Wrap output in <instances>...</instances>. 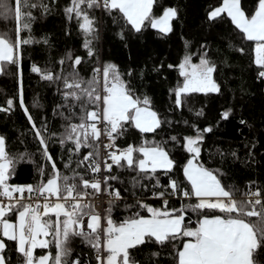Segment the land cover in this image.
Segmentation results:
<instances>
[{"label": "snow or ice", "instance_id": "6c2138e0", "mask_svg": "<svg viewBox=\"0 0 264 264\" xmlns=\"http://www.w3.org/2000/svg\"><path fill=\"white\" fill-rule=\"evenodd\" d=\"M13 4L10 9L7 0H0V12H14L17 22L14 41L6 33H0V71L4 63L17 64L20 46L32 43L31 39H22L20 33L29 29L32 19V13L26 9L37 5L30 0H13ZM85 4L88 8L103 7L109 12H118L126 26L137 33L150 26L166 35L173 30L172 21L178 16L174 7H165L162 14L154 15L157 0H70L65 11L80 19L79 26L86 34L94 31V21L81 7ZM225 14L242 39L252 43V63L258 69L257 78L264 80V0H256L250 12L242 7L241 0H222L220 6H210L207 18L209 21L222 20ZM84 47L91 57L94 53L90 41L86 40ZM201 48L204 51L198 63L193 62V54L187 53L177 65H168L175 68L182 78V82L171 90L177 108L183 106L184 98L190 94L207 95L221 91L214 77L217 65L208 57L205 46L201 45ZM238 51L243 53L245 49L241 47ZM67 59L72 60L73 71L66 77L54 76L51 71L37 65L31 68L42 79L62 80L64 100L74 102L67 106L79 107V122L67 125L61 134L60 144L70 141L74 144L73 150L79 152L81 148L96 146L103 136L108 140L104 147L111 149L105 153V170L111 171L115 165L128 167L145 176L155 175L158 170H163L166 175L170 173L175 161L163 143L144 141L139 146L129 144L124 148L116 144L127 124L145 134L155 133L161 127L162 121L151 107V100L147 96H136L115 64L93 68L92 77L85 80L76 71L82 58L77 56L73 59L69 54ZM60 63L63 64L64 60ZM19 102L32 123L52 172L46 181L42 179L35 185L10 184L15 159L6 151V140L0 136V264H9L5 240L15 242V251L22 257V264H69L66 258L71 251L68 247L71 237H82L96 250V264H138L131 250L148 241L159 246L172 244L174 264H255L259 248L264 247V201L261 199L264 193L256 188L238 200L235 198L236 190L222 184L218 171L214 172L200 163L203 133L210 132L211 128L199 129L193 125L195 135L183 137L182 147L189 158L182 171L190 187L182 188L175 179H170L165 191L153 193L163 200L161 208L137 201L135 206L126 207L143 209L147 215L133 211L130 216L117 221L113 219L112 211L116 201L122 199L121 193L108 184L116 177L95 178V174L101 172V163L95 159L100 156L99 150L88 152L78 165L89 162L87 168L93 174L91 178L77 172L72 176L62 175L48 151L41 129L36 127L24 106L22 85ZM6 105L0 106V111H10L14 106L13 99H8ZM229 114L230 110L222 112V119H227ZM197 115H202V112H197ZM170 140L178 141V138L172 136ZM136 153H139L138 157ZM40 171L44 176L43 169ZM159 183L157 179L156 184ZM102 184L106 186L103 189ZM102 191L110 197L109 206L97 210L92 198ZM166 195L195 198L196 203L169 208ZM189 211L199 214L195 227L185 223ZM216 212L220 214H214ZM13 214L15 222L9 219ZM251 217L256 218L255 223L249 221ZM178 240L179 247L175 244ZM53 244L56 249L54 255L52 252L36 255L37 249H49ZM72 264H79V261Z\"/></svg>", "mask_w": 264, "mask_h": 264}, {"label": "trees", "instance_id": "16d2710c", "mask_svg": "<svg viewBox=\"0 0 264 264\" xmlns=\"http://www.w3.org/2000/svg\"><path fill=\"white\" fill-rule=\"evenodd\" d=\"M241 2L242 7L250 12L256 0ZM7 3L10 9L14 7L13 0H7ZM30 3L37 7L26 9L32 13V19L29 29L20 36L31 39L32 43L20 46L17 64L4 63L0 71V106L7 107L8 99L14 101L10 111H0V136L6 140V151L15 159L10 184L35 185L42 179L46 181L52 172L32 123L20 105L21 85L24 106L36 127L41 129L60 173L72 176L77 172L86 178L93 176L87 168L89 162L78 165L88 152L99 150L98 142L96 146L81 148L79 152L73 150L72 142L66 141L63 145L59 142L67 125L79 122V107L67 106L74 102L64 100L62 80H45L31 71L32 66L37 65L54 76L66 77L73 71L72 60L67 59L70 54L73 59L82 58L76 71L85 80L92 77L95 67L107 63L117 65L133 93L141 98L147 96L151 107L158 113L162 124L155 133H140L127 124L124 134L117 139V146L124 148L129 144L139 146L144 141L161 142L175 161L174 169L167 175L158 170L155 175L145 176L128 167L114 165L108 175L116 179L109 180L108 184L112 189H119L122 199L113 206V219L119 221L133 211L147 215L143 209L126 207L135 206L137 201L161 208L163 200L153 193L165 191L170 179H175L182 188L190 187L182 171L189 158L182 143L183 137L195 135L193 125L199 129L211 128L210 132L203 133L199 161L204 167L218 171L222 184L236 190V199H244V193L256 188L264 193V80L257 78L258 69L252 63V43L242 39L226 14L222 20H208L210 6H220L222 0H157L154 15L162 14L165 7H174L178 11L177 18L172 21L173 30L166 35L150 26L137 33L126 26L118 12H109L103 7L88 8L85 4L81 7L94 21V31L86 34L79 26L80 19L65 11L70 0H30ZM16 26L14 12H0V33H6L14 41ZM86 40L90 41L94 53L91 57L84 47ZM201 45L217 65L214 77L221 91L207 95L190 94L184 98L183 106L177 108L171 90L182 82V78L168 65H177L187 53L193 54V62L198 63L204 51ZM241 47L245 52L238 51ZM61 60H64L63 64ZM228 110L229 117L222 119L221 113ZM197 112L202 115L198 116ZM172 136L178 141L170 140ZM135 155L138 157L139 153ZM41 169L44 176H41ZM165 198L169 201V208L196 203L195 198L179 195H166ZM261 199L264 201V195ZM198 218L199 214L189 211L185 223L195 227ZM9 219L15 220V214ZM248 219L253 223L256 221L255 217ZM5 242L9 264H22V257L15 251V242ZM175 244L179 247L180 241ZM173 253L172 244L159 246L153 241L131 250L138 264H174ZM66 259L69 264L74 261L96 264V250L82 237H73ZM255 264H264V247L259 248Z\"/></svg>", "mask_w": 264, "mask_h": 264}, {"label": "built area", "instance_id": "2783aa9c", "mask_svg": "<svg viewBox=\"0 0 264 264\" xmlns=\"http://www.w3.org/2000/svg\"><path fill=\"white\" fill-rule=\"evenodd\" d=\"M107 143H108L107 138L103 137V136L101 137V142H98L100 156H99L97 161L101 163V172L95 174V178H97V179H102L104 176H109L108 171L105 170L103 167V161L105 159V153L111 151V149H106L104 147V145ZM105 187L106 186L102 184V189ZM89 191H91V190H89ZM92 199H93V202L95 203L97 210H99L101 208H107L108 207L110 197L106 192L102 191L99 195L94 196ZM86 225H87V220L85 219V229H86Z\"/></svg>", "mask_w": 264, "mask_h": 264}, {"label": "rangeland", "instance_id": "374dc122", "mask_svg": "<svg viewBox=\"0 0 264 264\" xmlns=\"http://www.w3.org/2000/svg\"><path fill=\"white\" fill-rule=\"evenodd\" d=\"M23 186V185H21ZM73 238V237H72ZM72 238H70L69 242H68V247L71 249V242H72ZM46 252H52L51 249L49 248L47 251H42V253H37V250H36V255H43V254H46ZM53 253V252H52ZM68 257V256H67Z\"/></svg>", "mask_w": 264, "mask_h": 264}, {"label": "crops", "instance_id": "0c3cea01", "mask_svg": "<svg viewBox=\"0 0 264 264\" xmlns=\"http://www.w3.org/2000/svg\"><path fill=\"white\" fill-rule=\"evenodd\" d=\"M52 219L54 220L55 217L53 216ZM12 221L15 222V220H12ZM71 238H72V237H71ZM71 240H72V239H71ZM51 248H54V251H53V249H51ZM50 249H51V251L53 252V255H54V254H55V251H56V249H55V245L53 244V245L50 247ZM39 250L47 251L48 249H39ZM42 251H39V252H38V249H37V253H42Z\"/></svg>", "mask_w": 264, "mask_h": 264}]
</instances>
